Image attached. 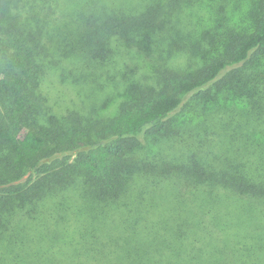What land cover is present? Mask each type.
<instances>
[{
    "label": "trees",
    "instance_id": "1",
    "mask_svg": "<svg viewBox=\"0 0 264 264\" xmlns=\"http://www.w3.org/2000/svg\"><path fill=\"white\" fill-rule=\"evenodd\" d=\"M229 2L0 0V264H264V0L215 56L134 74L104 115L42 89L56 59L98 93L84 71L111 38L196 58Z\"/></svg>",
    "mask_w": 264,
    "mask_h": 264
},
{
    "label": "rangeland",
    "instance_id": "2",
    "mask_svg": "<svg viewBox=\"0 0 264 264\" xmlns=\"http://www.w3.org/2000/svg\"><path fill=\"white\" fill-rule=\"evenodd\" d=\"M243 2L244 0H230V2L225 6L222 14V16H224L223 19L227 18L229 21L223 23V25L219 24L218 29H209L207 31L198 32L204 34V40H208L210 38L213 41L211 42L212 46L207 47L206 52H204L205 49L198 52L196 58L192 57V55H189L188 53L178 51L175 47L170 49L168 48L169 52L166 54V47L169 46L167 42L164 43L165 46H163L157 54L152 53L151 49L155 46L153 42H159L157 41L158 39L138 43L133 38H127L126 40H116V38H111L110 46L112 42L113 51L109 55L105 54L107 59L100 58V60H105L103 67L101 69L97 68L94 70L91 68H85L84 71L86 76L94 79L96 84L99 83L97 86L99 92L95 95H92L93 93L89 94L91 91V81L89 79V84H86L84 79L87 78L80 75L77 76L70 71L59 69L61 66L57 65L56 59L53 61L51 60L52 62L45 68V77L43 78L42 83V89L48 103L53 109H56L54 111L57 113L58 111L65 112L66 109H71L72 105L75 104L79 106L77 112L84 114L87 111L88 106L90 108L91 104L88 103L87 98L91 102L93 101L94 96H98V99L103 97L98 106V113L100 115H104L105 112L109 111L114 106V99L117 98V93L121 87L126 84L129 81V78L134 74L137 73L144 76V79H139L150 83L153 79V75L156 74V71H158V66L168 67L172 64L174 58L176 62L180 63V65L190 64L191 68L197 66V62H201V57L208 59L215 56L219 50V48H217V41L219 38H223V31H226L227 33L237 31V28L240 26V18L245 16L247 10V7L244 6ZM253 2H255V0H253ZM158 26L161 27L160 25ZM156 31V36L158 38L172 35L168 31ZM196 33L197 32L193 33V35L195 36ZM185 36V33L180 36L179 43L184 42ZM169 41L170 39L168 42ZM67 52L68 49L64 51V55H66ZM170 53H172L171 58ZM87 72H89V74ZM139 79L137 80L139 81ZM100 85L102 86L100 87ZM153 145L155 146L152 148L154 154H161L164 156L167 155L169 145L165 146L162 141H154Z\"/></svg>",
    "mask_w": 264,
    "mask_h": 264
}]
</instances>
